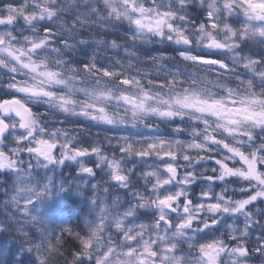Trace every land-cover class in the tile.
Segmentation results:
<instances>
[{"label": "snow or ice", "instance_id": "obj_1", "mask_svg": "<svg viewBox=\"0 0 264 264\" xmlns=\"http://www.w3.org/2000/svg\"><path fill=\"white\" fill-rule=\"evenodd\" d=\"M70 159L95 214L49 229L36 170ZM0 225L15 264L264 261V0H0Z\"/></svg>", "mask_w": 264, "mask_h": 264}, {"label": "clouds", "instance_id": "obj_2", "mask_svg": "<svg viewBox=\"0 0 264 264\" xmlns=\"http://www.w3.org/2000/svg\"><path fill=\"white\" fill-rule=\"evenodd\" d=\"M38 2L44 7H50L57 4H65V5H80L83 7L84 5H90L95 8L103 7L107 0H38ZM195 3L196 0H193ZM93 87H95L93 85ZM52 113V118H60L66 119L71 118L69 116V110L57 109L53 107L49 109ZM41 164L45 162L43 160L40 161ZM70 168L75 171L72 173L70 178H67L66 183L64 182L65 177L59 176V172L64 169L63 167H55L53 170L51 167L44 168L40 167L36 171L38 175L35 177V180L39 183H44V180L47 176H53V173H56L57 187L63 186L64 189L71 188L75 194L80 198L81 205L83 207V211L80 213L79 220L88 219L95 214V209L91 203V200L94 198V189L89 184V178L84 177L83 180L77 175L79 172V164L75 160H69ZM106 171V170H105ZM97 180H92L91 184H96ZM81 193V194H77ZM8 233H13L14 236H8L5 240V245L9 244L12 240L19 246L20 251L15 254V259L18 260L20 258V253H24L21 249V242L16 239L15 233L11 230H5L3 225H0V234L7 235ZM78 243L77 239L73 236H66L56 245H46L37 250L39 259L41 264H71V259L67 255V252L70 248ZM61 253L63 255L61 256ZM32 259L30 256L29 261ZM0 264H15V260L6 261L0 260ZM235 264H245L243 260L236 261ZM254 264H264V261H255Z\"/></svg>", "mask_w": 264, "mask_h": 264}, {"label": "rangeland", "instance_id": "obj_3", "mask_svg": "<svg viewBox=\"0 0 264 264\" xmlns=\"http://www.w3.org/2000/svg\"><path fill=\"white\" fill-rule=\"evenodd\" d=\"M74 169H68L64 168L59 172V176L65 177L64 182L66 183L67 178H70L72 173L74 172ZM56 173H53L54 177V186H52L48 192V194L41 198L40 200L36 201L32 206H31V212L33 215L37 217V220L40 221L43 226L50 228L51 227V219L53 218L54 212L58 209V207L61 205V203L64 201L65 197L68 195H73L76 198L80 199L75 192L71 188H67L64 191H60V187H57V180H56ZM44 183H47V180H44ZM36 235V234H34ZM4 236H14L13 233H8L7 235L4 234ZM10 245H12L11 252L13 253L12 255V260L15 258V254L20 251L19 246L15 243L14 240H12L8 244V248L6 249L7 252L10 250ZM20 259L22 260H29L30 255L27 253H20Z\"/></svg>", "mask_w": 264, "mask_h": 264}, {"label": "trees", "instance_id": "obj_4", "mask_svg": "<svg viewBox=\"0 0 264 264\" xmlns=\"http://www.w3.org/2000/svg\"><path fill=\"white\" fill-rule=\"evenodd\" d=\"M83 210L80 199L73 195L66 196L56 212H54L53 218L51 219V227L49 229H54L58 225L69 221H78L80 213ZM6 239L7 237L4 236V234H0V260L11 261L13 255L11 252L12 245H10V250L7 252L6 249L8 248V244L5 245Z\"/></svg>", "mask_w": 264, "mask_h": 264}]
</instances>
